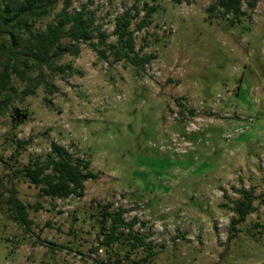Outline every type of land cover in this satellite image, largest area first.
I'll list each match as a JSON object with an SVG mask.
<instances>
[{
	"label": "rangeland",
	"instance_id": "374dc122",
	"mask_svg": "<svg viewBox=\"0 0 264 264\" xmlns=\"http://www.w3.org/2000/svg\"><path fill=\"white\" fill-rule=\"evenodd\" d=\"M11 2L21 0H0V11ZM70 2L108 44L117 41L116 17L130 12L135 51L155 58L136 67L80 43L78 56L57 62L64 74L46 71L52 95L41 85L22 99L26 84L16 79L0 95V264H264V0L244 4L238 18L211 19L214 0ZM65 3L28 30L17 26L18 46L46 33ZM53 142L97 175L83 198L43 197L14 175L45 160ZM12 185L27 229L8 209ZM241 189L253 193L255 211L231 232ZM118 212L134 221L132 233L112 228L106 215ZM131 234L147 245L134 248Z\"/></svg>",
	"mask_w": 264,
	"mask_h": 264
},
{
	"label": "trees",
	"instance_id": "16d2710c",
	"mask_svg": "<svg viewBox=\"0 0 264 264\" xmlns=\"http://www.w3.org/2000/svg\"><path fill=\"white\" fill-rule=\"evenodd\" d=\"M58 1L21 0L19 5L11 2V5L0 11V38L3 40L0 45V95H9V91L14 89L12 83L15 79L26 84V88L21 94L22 99L35 95L41 85L49 95H52L58 91V88L48 81L46 71L64 74L68 66L58 65L57 62L63 55L78 56L80 43L90 45L101 58H105L106 52L112 50V54L117 60L126 59L136 67L144 66L155 58L153 54L140 56L135 51L134 34L130 29L132 25L130 12L127 11L116 17L113 35L117 41L115 44H108V35L102 31V26H94L95 20L86 12L85 8L74 13L69 12L70 0H66L62 10L58 13L57 20L49 25V30L46 33L37 34L28 40L24 47H19L15 28L20 26L28 30L35 21L48 16ZM174 1L179 3L182 0ZM184 1L188 2L189 0ZM257 2L258 0H214V3L207 9L210 13L209 19L213 18L212 14L214 13L222 17L231 15L238 18L243 14L242 6L244 4L249 9H254ZM153 11L151 9L137 24L138 31L148 24ZM63 40L76 44L63 45ZM98 47H106V49L97 50ZM6 99L9 97L6 96ZM46 101L49 100L46 99ZM3 113L4 109L0 105V116ZM27 144L26 141L18 142L20 148ZM90 166L89 161L74 156L67 148L53 142L45 160L38 157L27 167L17 169L14 175L23 176L30 185L39 190V195L43 197L53 199H67L72 196L83 198L86 181L97 178ZM8 192L7 205L13 220L27 229L31 222L28 218L26 205L18 198L14 185L9 188ZM237 194L239 197L233 200L231 207V212L236 216L230 222L231 232L255 211L253 205L255 197L252 192L241 189ZM106 216L111 217L113 229L127 227L129 232L132 231L134 221L126 222L122 212ZM108 238L110 242L117 240V236H114L113 232ZM128 239L134 248L147 245L146 238L137 234H131ZM229 239H232V236ZM149 256H146L142 261H146Z\"/></svg>",
	"mask_w": 264,
	"mask_h": 264
}]
</instances>
